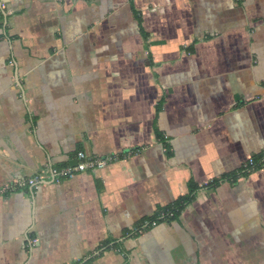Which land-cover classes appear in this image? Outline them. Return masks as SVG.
<instances>
[{"label":"crops","instance_id":"0c3cea01","mask_svg":"<svg viewBox=\"0 0 264 264\" xmlns=\"http://www.w3.org/2000/svg\"><path fill=\"white\" fill-rule=\"evenodd\" d=\"M263 152L264 0H0V264H264V163L163 211Z\"/></svg>","mask_w":264,"mask_h":264},{"label":"trees","instance_id":"16d2710c","mask_svg":"<svg viewBox=\"0 0 264 264\" xmlns=\"http://www.w3.org/2000/svg\"><path fill=\"white\" fill-rule=\"evenodd\" d=\"M163 101L164 100L162 99V101L159 103L158 111L162 109ZM157 135L161 139V141L164 142L165 144L164 146L166 150L170 151L172 147L170 143L168 142V138L162 135L160 131H157ZM263 156H264L263 154L254 155V159H255L254 165H247V166L245 165L244 167L240 169H237L231 172H226L222 174L221 176L216 177L212 181L205 183V184H199L195 180V178L192 176L188 181V188H189L188 193L180 196L175 201L169 203L165 208H163V211H171L174 213V216H173L174 218L179 217L182 211L186 208V206L194 201L198 191L201 188L204 187L207 189H216L218 186H220L222 183L226 181H230V182L238 181L239 177L247 176L251 171L259 169L260 166L264 163L261 161Z\"/></svg>","mask_w":264,"mask_h":264},{"label":"built area","instance_id":"2783aa9c","mask_svg":"<svg viewBox=\"0 0 264 264\" xmlns=\"http://www.w3.org/2000/svg\"><path fill=\"white\" fill-rule=\"evenodd\" d=\"M263 155H264V152H263ZM78 158H79V162L77 165L69 166V167H58V166L51 165L42 172H36L30 178V181L34 184H37L39 181L46 179L48 177H51L54 180L59 181V180H62L63 178L71 177L75 173H78V172L95 171L99 168H104L110 164H113L114 162L122 160L124 157H123V154L120 152H112L104 156L89 157L86 155L85 152L80 151L78 153ZM261 161L264 162V156L262 157ZM254 164H255L254 156H251L245 165L247 166V165H254ZM168 215L172 217L174 216V213L171 211H168ZM151 222L153 224H156L157 220H153Z\"/></svg>","mask_w":264,"mask_h":264}]
</instances>
